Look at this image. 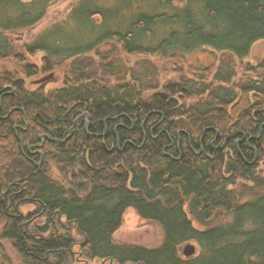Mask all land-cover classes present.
<instances>
[{"label":"trees","instance_id":"obj_1","mask_svg":"<svg viewBox=\"0 0 264 264\" xmlns=\"http://www.w3.org/2000/svg\"><path fill=\"white\" fill-rule=\"evenodd\" d=\"M54 1L0 0V59L18 65L0 69V238L17 255L25 239L37 235L28 250L29 258L38 257L36 264H58L39 254L47 233L63 248L61 264H264V59L239 64L256 41L264 40V0H80L66 22L21 44L23 32L41 22ZM108 8H132L127 31L110 29L88 48L78 46L67 54L53 42L65 34L63 26L70 19H87L99 28L100 18V27L109 26L104 13ZM50 33L55 40L48 42ZM106 43L148 61L183 58L205 47L222 57L212 71H195L184 80L161 83L154 80L158 74L139 77L136 72L124 82L119 73L117 79L107 77L106 87L97 79L99 72L124 66L116 68L108 61L107 51H95L98 59L79 60ZM40 53L45 55L38 64L32 59ZM69 60L64 83L79 85L73 94L67 87L49 93L28 89L27 79ZM94 63L100 69L83 70ZM225 64H231L233 72L248 71L227 88L229 101L219 96ZM18 76L22 81H15ZM107 90L117 93L121 103L114 105L112 97L103 100ZM151 90L146 99L144 94ZM13 108L14 118L8 119ZM85 111L86 125L80 120ZM17 126L29 127L21 141L15 135ZM71 127L73 135L66 140ZM38 130L61 142L46 140L43 147H35ZM51 159L60 178L48 182L42 168ZM179 198L181 203L176 202ZM99 199L110 205L105 207ZM130 209L141 222L160 226L161 244H116L115 235ZM248 212L254 213L247 218ZM212 217L222 219L218 224L224 236L216 225L208 226ZM195 220L206 227L198 229ZM241 224L243 231L238 230ZM74 226L78 248L72 251L66 244L69 227ZM192 242L201 251L186 257L182 248Z\"/></svg>","mask_w":264,"mask_h":264},{"label":"rangeland","instance_id":"obj_2","mask_svg":"<svg viewBox=\"0 0 264 264\" xmlns=\"http://www.w3.org/2000/svg\"><path fill=\"white\" fill-rule=\"evenodd\" d=\"M80 0H55L50 6L46 16L39 22L36 26H33L23 32V38L21 40V44L30 43L34 41L41 32H45L48 28H50L55 23L66 22L71 14L72 9ZM129 9L125 10L121 15L125 21L129 20ZM96 22L98 24V32L104 33L106 32L107 25L102 27L99 26L101 23V19L97 18ZM112 22V19L110 20ZM109 22V25H110ZM97 27V25H96ZM65 36L63 41L65 42H87L88 40L92 41L95 39L96 34L91 33V30L88 24H82V22H78L70 19L68 24L63 26ZM108 52L110 56H120L122 59L127 61L132 67L135 68L141 67L142 63H146L147 59L136 56H128L124 52L119 49V47L114 43H106L100 47L96 52ZM94 53H90L95 58L98 55ZM44 53H40L32 60L35 63L40 64L42 57H44ZM96 55V56H95ZM90 56V57H92ZM115 57V58H116ZM222 55L217 53L215 50L205 48H199L192 53L185 54L183 58H173V59H162L159 60H151V62L157 66H159L158 71L161 78V83L169 79H177L181 72L185 74H191L195 71L197 72H205V70L212 71L219 63ZM262 59H264V40L257 41L244 60L245 62L249 61L252 63H259ZM243 61L240 62V65H243ZM70 60L64 62L61 66L57 67L55 70L48 73H41L38 76L27 79V83L29 87H38L42 85V82H39L45 76L53 73V77L49 80L44 81L48 89L58 88L63 82L65 75L69 71ZM8 68V69H16L18 65L14 60H2L0 59V69ZM240 72V71H239ZM124 226L118 231L117 239L122 242H128L133 244H142L147 247H155L161 244L163 239L162 230L159 225L154 222H141L138 216L135 214L134 210H130L125 217ZM197 247V252L199 250V246L196 242H192ZM7 249L11 251V248L7 245ZM184 250V248L182 249ZM9 251V252H10ZM12 252V251H11ZM183 254V251H181ZM196 252V253H197ZM14 256L13 252L11 253ZM75 264H114L112 261H94V262H84L81 260L76 261Z\"/></svg>","mask_w":264,"mask_h":264},{"label":"bare ground","instance_id":"obj_3","mask_svg":"<svg viewBox=\"0 0 264 264\" xmlns=\"http://www.w3.org/2000/svg\"><path fill=\"white\" fill-rule=\"evenodd\" d=\"M129 12H131L132 11V8H131V10H128ZM123 12H124V10H115V11H113V9L112 8H108V9H105V11H104V13H105V17H106V20L108 21V23L110 22V20L112 19V22H110V25L106 28V30L107 31H110V29L111 30H115V29H119V27H120V30L121 31H127L129 28H130V24H129V22H123L122 23V25H121V22L124 20V18L121 16L122 14H123ZM128 12V13H129ZM78 22H82V24H88V26H89V28H90V30H91V33H93V34H96V36H97V38L98 37H100V36H102V34L103 33H99L98 32V28L96 27V25H94V23L93 22H89L87 19L86 20H83V21H78ZM204 25H206L207 26V24L206 23H204ZM110 26H111V28H110ZM52 36V34L50 33V35H49V39H48V42H49V40L51 41V40H55V39H53V37L52 38H50ZM64 36H65V34L64 35H61V36H58V38H57V40H55V41H53V42H55V43H59L60 45H61V48L63 49V54H67L68 53V51H70L72 48H76V47H80V49H82V50H84V49H86V48H88L89 47V45H91V43H93V41L96 39V37H95V39H93L92 41H90V40H88L87 42H65V41H63V39H65L64 38ZM66 37V36H65ZM259 41V40H258ZM177 43H178V41H176ZM257 42V41H256ZM255 42V43H256ZM254 43V44H255ZM253 44V45H254ZM253 47V46H252ZM98 49H100L99 47H97V48H95V49H93V50H91V52H89V53H83L82 55H80V57H79V60L82 62V63H85V62H87L88 60H90V58H94V59H97V57L95 58L94 56H92L90 53H94L95 51H97ZM197 50V49H196ZM252 50V49H251ZM54 51V50H53ZM195 51V50H194ZM90 56H92V57H90ZM96 56V55H95ZM54 59L57 57V53L56 52H54L53 53V56H52ZM109 58H108V61H110L111 63H115V65H116V68H118V67H120V65L121 66H124V68L122 69V68H120L119 69V71H115V72H105V73H103V72H99V76H97V79L101 82V86H106V87H109L108 86V84H107V77L111 74V75H113V76H115L116 77V79H117V75L120 73L121 75V77H122V80L125 82V80L126 79H128L129 77H133V75L136 73V72H138V73H136L135 75H138L139 77L140 76H142V75H145L146 74V72H151V73H155V74H158L159 75V71H158V68H159V66H157V65H154L152 62H151V60L150 61H148V59H147V62L145 63H142L141 64V67H137V68H135V66L133 65V67L130 65V64H128L127 63V61H125L124 59H122L120 56H118V57H116V56H108ZM116 57V58H115ZM173 58H178V57H173ZM172 57H166L165 59H173ZM247 57H245L244 59H243V65L244 64H250V62L249 61H247V62H245L244 60L246 59ZM53 59V60H54ZM155 60H159V58H157V59H155ZM55 61V60H54ZM86 66H83L84 67V71L85 72H88V71H92L93 69H95V71H96V69L98 68V69H100L99 68V66L96 64V63H94L93 65H90V64H85ZM233 69H234V67L231 65V64H225L224 65V67L221 69V71H220V78H221V83H223V89L220 91V94H219V96H222V98H224L225 99V101H229V100H231V95L229 96V94H227L226 93V90H227V88L228 89H230L232 86H234V84H233V80L235 79V78H240V77H242V74H244V73H247L248 71H246V70H244V69H240V73H239V70L237 69V68H235V71L233 72ZM264 69V67L262 68V70ZM90 73V72H89ZM93 75V74H92ZM94 76V75H93ZM244 77H246V76H244ZM161 76L159 75L158 77H155L154 78V80L155 81H158V82H160L161 81ZM185 78H187V76H186V74L183 72H181V74H180V76L178 77V79H180V80H184ZM110 79L112 80V82H114L115 80H114V78L112 77V76H110ZM16 80H20V81H22V77H20V76H18L16 79H15V81ZM85 80V79H84ZM220 80V79H219ZM118 82H120L119 80H118ZM74 82L72 81L71 83H69V82H63V84L60 86V87H67V90H68V92H70L71 94H73L72 92H73V90L75 89L76 90V87H79V85L77 84H73ZM76 86V87H75ZM9 87H12V86H9ZM16 87V86H15ZM15 87H13V88H15ZM44 87V88H43ZM60 87H58V88H60ZM39 89V88H42L43 89V91L45 92V93H49V92H51V91H54L55 89H58V88H53V89H48L47 87H46V84H44L43 82H42V85L39 87H34V88H32V87H28V89ZM74 93H76V91L74 92ZM152 93H154L152 90H151V92H148V93H145L144 95H145V97H146V99H148V97L152 94ZM25 95V94H24ZM26 96V95H25ZM47 96V95H46ZM45 96V97H46ZM105 97H112L113 98V100H112V103L114 104V105H117V104H119V103H121V101H122V98L121 97H118L117 96V93H114L113 92V90H107V92L105 93V95L103 96V100H104V98ZM115 99V100H114ZM0 101H2V103H0L2 106H3V102H4V97L3 96H1V98H0ZM114 101V102H113ZM38 101H36V100H29V103H34V104H38L37 103ZM84 107H87V105H85ZM14 110H15V108H13V109H11L8 113H7V115H6V117L8 118V119H13L14 117ZM87 112L85 111L84 113H83V119H80V120H83V122H84V125H86V123L88 122V118L89 117H87ZM110 118V117H109ZM109 118H108V120H109ZM22 120H24V121H26V115L25 114H23V117H22ZM111 120H113V118H111ZM110 121V120H109ZM77 125V121H75L74 122V126H76ZM77 127V126H76ZM21 128V129H20ZM28 126H24V127H20V126H17V127H15L14 129H15V135L18 137V139L21 141L23 138H24V136H25V134L27 133V132H25V131H27L28 130ZM73 128H75V127H71L70 128V130H69V134H68V136L65 138L66 140H69V139H71V137H72V135H73ZM18 129H20L21 131H19L18 132ZM84 129H85V127H84ZM104 129H105V132L107 131V124H104ZM261 133H262V127L260 128V135H261ZM38 141H40L39 142V145H37V146H35V147H43L44 146V144H45V142H46V140H52V141H59V140H57V139H55L54 137H52V135L50 134V133H46V132H42V131H39L38 130ZM28 135H29V133H28ZM59 142H61V140L59 141ZM224 144L222 145V148H224ZM32 148L30 147V148H28V152H29V154H31L32 153V150H31ZM24 155L26 156V158H29V155H28V153H24ZM43 158V157H42ZM57 163L53 160V159H51V160H49V163L45 166V167H41L42 166V161L41 162H38L37 163V167L39 168V170H41L40 168H42L43 169V171H44V178L45 179H47V181L49 182V181H51L52 182V179H58V178H60V175H59V173H58V171L59 170H57L58 169V166L56 165ZM133 177V172L131 171V174H130V176H129V178L131 179ZM115 184L116 185H114L115 186V188L117 189H119V184H121L120 183V181H117V182H115ZM122 185H125L124 187L125 188H127L128 187V185H129V183H128V174H127V179L125 180V183H123ZM121 185V186H122ZM2 199V198H1ZM100 200V202L101 203H103L104 205H105V207H108L110 204L108 203V202H106L105 200H101V199H99ZM99 200H97V201H99ZM181 201H182V199L181 198H179V199H177L176 200V202L177 203H181ZM184 202H186L185 200L183 201V203ZM187 207H188V205L185 203L184 204V206H183V210L184 211H187ZM130 210H132V209H130ZM129 210V211H130ZM128 211V212H129ZM127 212V213H128ZM251 213H254V212H251ZM250 212H248V213H245L244 214V216H246L247 218H248V216L251 214ZM21 215H22V212H21ZM212 220H213V223H212ZM222 219L221 218H214L213 219V217L211 218V223L208 225V226H211V225H216L217 227H219L220 228V234L222 235V236H224V233H225V231L223 230V228L222 227H220L221 226V224H218V223H220V221H221ZM242 220L244 221V218H243V215H242ZM126 221V220H125ZM194 225L198 228V229H201V230H203L206 226H204V225H201L199 222H197L196 220L194 221ZM244 224H241L240 225V228L238 229V230H241V231H243L244 230ZM207 229V228H206ZM120 232V231H119ZM118 232V233H119ZM118 233L115 235V241L116 242H118V243H116L117 245L118 244H123V243H126V242H122V241H119L118 239H117V235H118ZM68 234H70V237L67 235V244H66V247H69V249L70 250H72L73 251V249L75 250V249H77L78 248V246H77V244L75 243L76 242V236H78V234H79V232H78V230H77V226H74V227H69V233ZM41 235H38V238L40 237ZM46 236H48V238H47V240H44V241H42L41 242V244L44 246V251H43V253L41 252V253H39V254H41V255H43V256H47L49 259H52V258H54V262L55 263H58V264H61L60 262L64 259V258H60V256H58L61 252V249H63L62 248V246L60 245V244H57V243H53V242H51L52 240H53V238L55 237V235H53V234H49V233H47L46 235H44V237H46ZM226 236V235H225ZM31 237V238H30ZM30 237H28V238H30V239H28V238H26L25 239V244H23V245H21L20 246V248H19V250H18V253H17V255H15L14 254V251L11 249V251L13 252V254H14V256H12L11 255V251H10V249H9V251H8V249H7V242H6V240H2L1 238H0V263L1 264H36L37 263V261L36 260H38V257L37 256H35V255H33V258L31 257V258H29V252H28V250H30V248H31V246L33 245V242L37 239V235H30ZM224 238V237H223ZM223 238H221L220 240H222ZM223 242H226V241H223ZM128 243V242H127ZM194 244V243H193ZM36 245H38V244H36ZM138 245H142V244H139L138 243ZM195 245V244H194ZM119 247H122V245H118ZM142 246H144V245H142ZM196 246V245H195ZM10 247V246H9ZM38 246H34V248H35V251H36V248H37ZM197 248V247H196ZM24 250V251H23ZM201 250H200V247H199V250H198V252L197 253H199ZM68 256V255H67ZM46 257V258H47ZM73 260V258L71 259V261ZM36 261V262H35ZM104 262H105V260H104ZM76 263V262H75ZM74 263V264H75Z\"/></svg>","mask_w":264,"mask_h":264},{"label":"water","instance_id":"obj_4","mask_svg":"<svg viewBox=\"0 0 264 264\" xmlns=\"http://www.w3.org/2000/svg\"><path fill=\"white\" fill-rule=\"evenodd\" d=\"M53 77V73H51V74H49V75H47V76H45L44 78H42L39 82H44V81H46V80H49V79H51ZM196 246L194 245V244H192V243H189V244H187V245H185V247H184V254L186 255V256H193L195 253H196Z\"/></svg>","mask_w":264,"mask_h":264}]
</instances>
